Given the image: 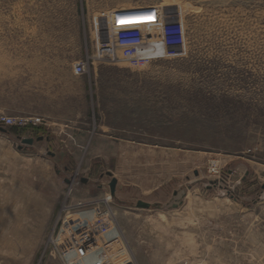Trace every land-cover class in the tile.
Wrapping results in <instances>:
<instances>
[{"label": "rangeland", "instance_id": "374dc122", "mask_svg": "<svg viewBox=\"0 0 264 264\" xmlns=\"http://www.w3.org/2000/svg\"><path fill=\"white\" fill-rule=\"evenodd\" d=\"M0 115V264H264V0H0Z\"/></svg>", "mask_w": 264, "mask_h": 264}, {"label": "built area", "instance_id": "2783aa9c", "mask_svg": "<svg viewBox=\"0 0 264 264\" xmlns=\"http://www.w3.org/2000/svg\"><path fill=\"white\" fill-rule=\"evenodd\" d=\"M141 15V14H140ZM138 14V16H140ZM142 15H150L153 18H148L154 20L152 23H147L142 26L127 25L123 26L121 19L117 30L113 33L112 48L116 54V57L112 61L121 60L129 65V67L134 69H140L148 66L152 61L164 58L167 55V38L165 32L161 28L162 13L156 8L152 11L147 12ZM137 17V16H136ZM124 19V18H123ZM149 30L150 38L160 42L165 49L162 48L158 58L151 57L149 52H152L153 46L147 44L145 35ZM154 43V42H153ZM120 55V56H119ZM119 56V57H118ZM91 59V58H89ZM88 63L81 60L75 63L73 67V72L76 76H84L88 72ZM43 118L40 117H19L13 118L10 116L0 115V129L8 130L12 127H17L19 129H31L43 125ZM23 138V137H22ZM213 176H216L217 180L220 182L224 181V176L222 173L217 171L214 167L210 172ZM74 264H79L74 263Z\"/></svg>", "mask_w": 264, "mask_h": 264}, {"label": "water", "instance_id": "95a60500", "mask_svg": "<svg viewBox=\"0 0 264 264\" xmlns=\"http://www.w3.org/2000/svg\"><path fill=\"white\" fill-rule=\"evenodd\" d=\"M1 132L6 133V130L4 129H0ZM19 139L21 140L22 146H33L35 143V139L34 138H21L19 137ZM22 146L20 147V149L22 148ZM109 176H112L111 174H109ZM87 180L84 179L83 182H86ZM117 186H118V180L116 178H114L112 176V180L110 183V190H111V195H115L116 191H117ZM150 204L144 203V202H139V207H143V208H150Z\"/></svg>", "mask_w": 264, "mask_h": 264}, {"label": "trees", "instance_id": "16d2710c", "mask_svg": "<svg viewBox=\"0 0 264 264\" xmlns=\"http://www.w3.org/2000/svg\"><path fill=\"white\" fill-rule=\"evenodd\" d=\"M20 132H25V131H32L33 132V134H37L39 131H38V129H36V128H31V129H18Z\"/></svg>", "mask_w": 264, "mask_h": 264}, {"label": "bare ground", "instance_id": "6f19581e", "mask_svg": "<svg viewBox=\"0 0 264 264\" xmlns=\"http://www.w3.org/2000/svg\"><path fill=\"white\" fill-rule=\"evenodd\" d=\"M216 180V179H215ZM106 203H109V201H108V199H106V201H105ZM162 215V214H161Z\"/></svg>", "mask_w": 264, "mask_h": 264}]
</instances>
